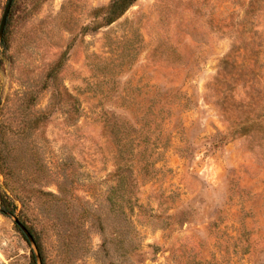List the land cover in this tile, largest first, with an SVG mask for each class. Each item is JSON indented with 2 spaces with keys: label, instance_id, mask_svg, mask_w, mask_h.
<instances>
[{
  "label": "rangeland",
  "instance_id": "1",
  "mask_svg": "<svg viewBox=\"0 0 264 264\" xmlns=\"http://www.w3.org/2000/svg\"><path fill=\"white\" fill-rule=\"evenodd\" d=\"M111 1H14L0 193L45 264H264V0Z\"/></svg>",
  "mask_w": 264,
  "mask_h": 264
},
{
  "label": "trees",
  "instance_id": "2",
  "mask_svg": "<svg viewBox=\"0 0 264 264\" xmlns=\"http://www.w3.org/2000/svg\"><path fill=\"white\" fill-rule=\"evenodd\" d=\"M137 1L138 0H112L110 5L104 9L106 14H104L101 26L99 28H102L104 26H109L114 22H116L117 20H119L120 18H122L125 15V13ZM3 43L5 44L4 41ZM235 50H233L232 54L228 56L227 60L224 63H228L229 59L232 57V55H234ZM17 210H18V206L16 205V203L7 194L0 193V212L6 216L16 217ZM31 264H37L34 253L32 254Z\"/></svg>",
  "mask_w": 264,
  "mask_h": 264
},
{
  "label": "water",
  "instance_id": "3",
  "mask_svg": "<svg viewBox=\"0 0 264 264\" xmlns=\"http://www.w3.org/2000/svg\"><path fill=\"white\" fill-rule=\"evenodd\" d=\"M14 1L15 0H9L7 7L5 9L3 19H2V23H1V27H0V43L2 42L4 34H5L8 18H9V15H10ZM14 219H15L16 224L21 228L22 232L25 234L28 242L32 245V247L34 249L33 253L36 257L37 264H44L43 259H42V255L40 253V250H39V247H38V244H37L35 237L29 231V229L23 223H21V221L17 217H14Z\"/></svg>",
  "mask_w": 264,
  "mask_h": 264
}]
</instances>
